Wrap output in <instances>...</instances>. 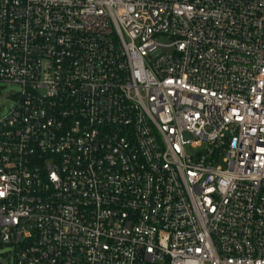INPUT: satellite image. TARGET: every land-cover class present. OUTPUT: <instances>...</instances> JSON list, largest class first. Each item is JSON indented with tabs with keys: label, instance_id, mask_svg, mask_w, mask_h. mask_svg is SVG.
<instances>
[{
	"label": "built area",
	"instance_id": "1",
	"mask_svg": "<svg viewBox=\"0 0 264 264\" xmlns=\"http://www.w3.org/2000/svg\"><path fill=\"white\" fill-rule=\"evenodd\" d=\"M0 84V264H264V0H0Z\"/></svg>",
	"mask_w": 264,
	"mask_h": 264
},
{
	"label": "rangeland",
	"instance_id": "2",
	"mask_svg": "<svg viewBox=\"0 0 264 264\" xmlns=\"http://www.w3.org/2000/svg\"><path fill=\"white\" fill-rule=\"evenodd\" d=\"M161 44H170V39L167 37L159 38ZM20 92V86L15 84H0V119L6 117L11 108L14 105V95ZM14 256L13 253H10L7 248L0 250V260L3 257Z\"/></svg>",
	"mask_w": 264,
	"mask_h": 264
}]
</instances>
